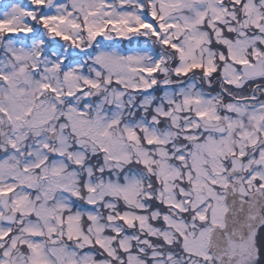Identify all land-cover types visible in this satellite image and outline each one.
<instances>
[{
	"label": "snow or ice",
	"instance_id": "6c2138e0",
	"mask_svg": "<svg viewBox=\"0 0 264 264\" xmlns=\"http://www.w3.org/2000/svg\"><path fill=\"white\" fill-rule=\"evenodd\" d=\"M0 264H264V0H0Z\"/></svg>",
	"mask_w": 264,
	"mask_h": 264
}]
</instances>
